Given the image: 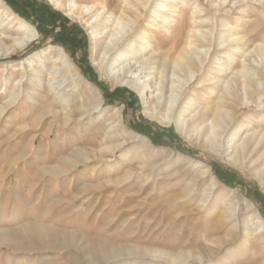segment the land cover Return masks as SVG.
Listing matches in <instances>:
<instances>
[{"label": "rangeland", "instance_id": "rangeland-1", "mask_svg": "<svg viewBox=\"0 0 264 264\" xmlns=\"http://www.w3.org/2000/svg\"><path fill=\"white\" fill-rule=\"evenodd\" d=\"M0 1L7 36H16L11 14L38 33L10 52L6 36L0 53V104L11 90L18 97L0 115V264H264V157L249 164L217 156L175 122L146 113V99L131 83L108 76L111 61L96 65L105 34L135 21L121 46L148 33L149 70L169 78L184 47L176 25L191 9L181 10L180 0H72L69 14L70 0L60 7L51 0ZM158 2L168 4L158 13L169 16V25L154 12ZM250 2L242 31L264 30V6ZM85 5L91 9L81 13ZM95 12L101 15L88 19ZM197 16L213 12L207 7ZM90 21L103 32L96 39ZM60 49L80 78L50 58ZM211 66L206 72L216 75ZM181 67L175 75H183ZM207 77L185 88L177 112L189 96L195 103L212 98L204 87L211 86L200 82ZM258 94L264 102V87ZM225 105L236 108L233 127L264 128V109L255 103ZM115 109L122 127L139 137L119 133Z\"/></svg>", "mask_w": 264, "mask_h": 264}, {"label": "bare ground", "instance_id": "bare-ground-1", "mask_svg": "<svg viewBox=\"0 0 264 264\" xmlns=\"http://www.w3.org/2000/svg\"><path fill=\"white\" fill-rule=\"evenodd\" d=\"M51 1L57 7L61 6V0ZM180 1L183 3L181 10L191 9V16L189 19L181 17L176 25L175 37L184 38V47L182 53L178 55V61L171 62L169 78H164L161 71L149 70L154 53L148 33L138 34L131 38L124 48L121 46L122 40L133 29L135 21H132L130 26L105 34V39H107L100 42L96 65L103 68L107 61H111L105 68L111 80L114 83H131L143 101L146 99L144 101L146 113L168 124L175 122L188 140L207 145V148L217 156L224 153L229 160H242L253 164L264 157V128H255L250 122L233 127L236 108L230 109L225 105L226 101L231 102L232 99H237L240 105L247 106L255 103L260 109H264V102L258 94L260 88L264 87V30L252 28L248 32L242 31L247 24L244 15L245 7L252 6V3L250 0H205L204 4L199 6L190 3L191 0ZM256 1L264 6V0ZM100 6L103 9V3H100ZM67 7L68 13L71 14L76 4L70 0ZM167 7L168 4L158 2L157 9L154 10L156 16L162 18L163 25L165 23L169 25V16L160 15L158 12ZM207 7L211 8L213 16L198 17L197 15L204 12ZM79 9L81 13H84L90 11L91 7L85 5ZM1 12L0 6V53L3 52L4 40L7 37L11 42L8 47L6 46L9 52L16 46H26L37 37L38 33L32 26L23 20L16 21V16L13 14L10 15L8 21L11 24L14 23L11 28L16 36H7L2 28ZM99 15L101 12H95L88 19L91 17L96 19ZM87 24L92 29L93 39L103 33L98 24L93 25L91 21ZM168 29L166 30L172 31ZM234 52H239L241 56L238 66H233L234 59L237 57ZM50 58L54 62H60L59 64L68 71H72L76 78H80L62 49L57 52L56 56ZM210 65H213L211 68L216 75L206 72ZM179 66L183 69L182 76L175 75L174 72ZM21 69L23 70L24 67L21 66ZM201 74L208 76L202 78L200 82L211 86L204 87L209 89L212 98L209 100L207 98L206 102L195 103L194 98L189 96L185 102V108L177 112L185 88ZM22 77L21 75L18 82L22 81ZM2 88V91L6 90L5 87ZM11 93L8 99L0 104V115L18 99L17 94L13 95L14 90H11ZM113 116L117 118L116 126L119 133L124 134L125 139L139 137L136 133H131L122 127V120L116 109ZM226 139L229 145L224 146ZM208 172L209 169L206 168L200 173L206 175ZM211 184H215L213 177ZM259 221V227L264 228V223Z\"/></svg>", "mask_w": 264, "mask_h": 264}]
</instances>
